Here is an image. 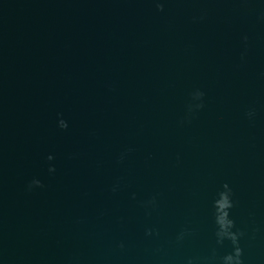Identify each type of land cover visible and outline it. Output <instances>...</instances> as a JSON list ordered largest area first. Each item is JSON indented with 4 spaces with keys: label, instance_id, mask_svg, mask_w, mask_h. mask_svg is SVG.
Here are the masks:
<instances>
[{
    "label": "water",
    "instance_id": "95a60500",
    "mask_svg": "<svg viewBox=\"0 0 264 264\" xmlns=\"http://www.w3.org/2000/svg\"><path fill=\"white\" fill-rule=\"evenodd\" d=\"M156 2L0 0V264H264V0Z\"/></svg>",
    "mask_w": 264,
    "mask_h": 264
},
{
    "label": "clouds",
    "instance_id": "9594fccd",
    "mask_svg": "<svg viewBox=\"0 0 264 264\" xmlns=\"http://www.w3.org/2000/svg\"><path fill=\"white\" fill-rule=\"evenodd\" d=\"M163 3H160L159 0L156 2V8L163 9ZM244 40H247L248 37L244 36ZM205 93L199 88L194 89L190 96L192 100L195 101L194 104H189L187 107L188 113H192L194 109H199L203 107V97ZM247 115L252 117L254 115V110H249ZM57 127L59 129H67L68 121L64 119L61 115L57 120ZM129 151L131 149H128ZM123 158V154L120 157ZM54 159L53 154L49 153L47 155V160L52 161ZM48 172L54 173L56 168L54 164L49 163ZM40 186L42 187V182L40 179L33 177L27 185L28 190H31L33 187ZM225 192H222L221 199L218 201L219 211L213 214V222L215 225V237L218 244H223L224 241H229L231 244V251L226 252L223 256L220 257L221 264H243L242 259V248L240 246V238L245 235L244 231L237 228L235 220L230 215V210L234 207L233 192L227 182L224 183ZM113 191H116V186H113ZM147 203L155 206V197H153ZM151 229L146 230V234L151 233ZM181 236L183 233L180 234ZM180 238V237H178ZM123 247V244L120 245Z\"/></svg>",
    "mask_w": 264,
    "mask_h": 264
}]
</instances>
